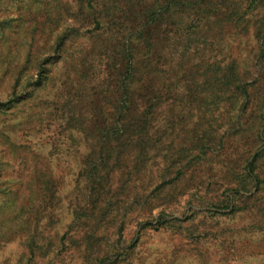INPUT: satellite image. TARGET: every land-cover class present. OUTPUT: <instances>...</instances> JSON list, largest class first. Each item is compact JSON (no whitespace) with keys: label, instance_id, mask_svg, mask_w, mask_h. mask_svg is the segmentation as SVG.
Returning a JSON list of instances; mask_svg holds the SVG:
<instances>
[{"label":"trees","instance_id":"obj_1","mask_svg":"<svg viewBox=\"0 0 264 264\" xmlns=\"http://www.w3.org/2000/svg\"><path fill=\"white\" fill-rule=\"evenodd\" d=\"M57 1L0 0L6 53L19 32L12 22L25 10L53 13L46 32L39 24L30 32L34 37L36 30L44 31L51 55L42 57L39 50L33 59L27 49L1 69L8 87L0 90V165L12 166L10 158L18 156L21 145L9 137L16 127L10 123L14 108L45 99L42 89L52 79L48 65L62 61L67 74L80 78L64 101L71 111L67 119L80 121L74 136L86 146L75 179L81 204L72 209L73 224L84 220L88 227L85 248L99 249L94 239L102 218L121 214L108 183L116 164L136 182L146 177L128 206L144 207L149 216L189 189L199 209L189 208L183 218L170 212V219L162 210L152 218L156 224L188 235L205 233L195 241L220 248L219 264H264V0H72L64 13ZM230 32L235 37L249 33L254 40L246 65L225 40ZM42 114L31 110L28 119H42ZM45 176L44 203L54 199L51 175ZM215 176L224 189L200 192ZM22 211L0 181V240L20 232L30 255L51 263L66 235L45 236ZM122 233L119 226L117 235ZM243 244L254 247L240 249ZM118 253L112 245L92 264Z\"/></svg>","mask_w":264,"mask_h":264},{"label":"rangeland","instance_id":"obj_2","mask_svg":"<svg viewBox=\"0 0 264 264\" xmlns=\"http://www.w3.org/2000/svg\"><path fill=\"white\" fill-rule=\"evenodd\" d=\"M242 1L246 3V0ZM71 2L72 0H58L56 3H61L62 8L59 11L64 13L63 9ZM5 7L6 5L2 6V11ZM52 14L46 15L43 12L35 11L33 13L30 10L29 12L25 10L22 19L12 22L14 25H19L17 28L19 32L12 35L11 40L7 43L10 49L7 53L3 52L4 41L0 39V47H2L0 49V75L4 62L11 60L15 53L17 56L19 55L20 59L27 49L31 50V58L36 56L39 50L43 51L42 57L51 55L45 48L49 38L47 35H42L44 31L41 29L36 30L34 37L31 34L33 37L30 44L33 45L32 48L27 45V42L31 38L32 27L36 24L45 27L46 32L48 27L46 20ZM61 27L62 25L58 28ZM225 40L235 46V50L243 61L242 65H246L250 58V52L255 47L251 35L240 33L235 37L230 32L226 35ZM64 66L62 61L48 65L52 79H48L42 89L44 95H47L44 96L46 97V100L43 99L44 102H42L43 100L38 101L23 110L19 107L14 108V112L17 113L13 120L16 122L12 120L10 123L16 124V127L11 129L14 132H9V137L10 139L17 137V143L21 145L17 146L18 156L10 158L12 166L4 163L0 165L2 171L0 181L6 186L9 196L15 199L18 209L23 207V211L20 213L22 217L29 218L37 225L38 231H41L45 236L54 232L66 235L64 239L62 238L64 246L59 256L55 257L51 263L42 262L36 253L30 255L28 248L23 243V237L20 238L22 233L19 232L10 239L0 240V264H92L94 257L103 258L112 245L119 249V253L110 258L107 255L104 264H201L199 261L202 259H207L204 264H219L216 262V257L221 256L220 248L218 250L209 242L199 245L195 241V238H199L205 233L193 231L188 235L171 226H159L152 219L158 217L162 210L166 212V218L170 219L172 217L169 215L170 212L173 216L183 218L188 215L189 208L199 209L191 196L193 192L184 189V194L178 195L177 200L169 202L167 206L162 205L154 208L152 213L147 216V210L144 207L135 206L133 203L128 206L132 191L142 185L146 180L145 175H142L141 182H136L133 175L125 176L120 171L123 167L118 168L116 164H111L113 171L109 176L108 183L112 187L111 196L115 197L120 204L121 214L116 217L110 214L102 218L100 228L95 231L94 239L101 243L98 245L99 249L93 252L95 247L94 249L85 248L83 241L88 227L85 226L84 220L73 224L72 209L76 204H81V192L75 179L83 168L82 162L86 146L79 141L77 136H74L77 134L74 130L79 126L80 121L67 119V114L71 111L64 101L65 92L76 87L80 78L79 74H67L63 69ZM29 70L32 71V69ZM33 77L35 78V75ZM7 87L8 76L0 77V90ZM59 91L63 94L60 95ZM31 110L33 113L43 112L42 119L35 120L34 118L33 122H30L28 118ZM187 125L189 126V124ZM261 131L264 133V126ZM48 174L52 178L49 187L54 191V199L44 203L42 201V189L45 188L43 180ZM217 178L218 176H215L213 178L215 182L205 186L200 192L204 190L206 193L212 194L217 189H220L217 190V193L224 189ZM181 188L182 186L179 185L176 189L179 191ZM89 207L88 205L86 209L89 210ZM202 216L199 215V217ZM147 217L151 221L149 224L145 223ZM119 226L123 227L121 236L117 235ZM253 247L245 244L240 249H252Z\"/></svg>","mask_w":264,"mask_h":264}]
</instances>
